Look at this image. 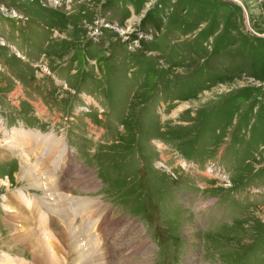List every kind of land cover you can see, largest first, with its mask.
Here are the masks:
<instances>
[{
	"label": "rangeland",
	"instance_id": "374dc122",
	"mask_svg": "<svg viewBox=\"0 0 264 264\" xmlns=\"http://www.w3.org/2000/svg\"><path fill=\"white\" fill-rule=\"evenodd\" d=\"M63 5L0 0V122L28 132L8 151L0 125V264H36L8 193L46 254L83 214L105 219V264H264V0ZM24 153L76 166L52 174L63 200L44 166L15 180Z\"/></svg>",
	"mask_w": 264,
	"mask_h": 264
},
{
	"label": "bare ground",
	"instance_id": "6f19581e",
	"mask_svg": "<svg viewBox=\"0 0 264 264\" xmlns=\"http://www.w3.org/2000/svg\"><path fill=\"white\" fill-rule=\"evenodd\" d=\"M23 131H24V129H23ZM24 132H25V134H28L27 131H24ZM8 143H12V142H8L6 140L5 141V145L8 144ZM2 146L3 145L0 144V147H2ZM38 147L41 148V146H38ZM15 148H16L15 145L14 146L13 145H6V149L8 151H11L13 149L16 150ZM47 150H49V149H47ZM47 150H44L45 156L52 157L54 154L52 152H50L51 150H49L48 152H47ZM64 150H66V149H64ZM55 151L58 152L56 149H55ZM59 155H60V153H59ZM20 158H22L21 159L22 160V162H21L22 163L21 164L22 170L20 171V169H19L18 171H16V174H14L15 180L16 181H22V179L25 178V179H27V181H31V177L30 176H31V172H32V167L30 166V163L32 164V166H36V167L44 166L43 164H41V162L39 160V158H41V157L32 156V158H31L30 154L24 153L23 155H21ZM31 159H33V161H31ZM47 170L49 171V175L51 176L50 177L51 181L46 183V184L44 183L46 185L45 186L46 191H48V188L49 189L51 188L52 190H55V191L56 190L59 191L60 188L64 187L63 186L64 185L63 182L62 181H56L55 179L53 180L52 179L53 171L50 168H48ZM47 180H45V182ZM5 186H8V185L6 184ZM9 187L10 186H8V188ZM48 192H46V194H47V199L50 202H56L55 199H57V201L60 202V200L62 199L61 195H59L61 192H59L55 196L53 195V194H55V192H53V191H51V192L48 191ZM15 195L12 196L10 193L7 194V197H9V198L11 197V200H12V203H13V204L11 203L8 206L10 208H13V209H10V210H13L11 213L15 212V213H19L18 215L21 214L20 220H22V223L20 221L21 226L19 225V227L21 228L19 230L21 232V234L18 235V236H20V237H28L29 238L31 247H32L33 252H34L33 255H35V257H34V261L35 262L34 263H36V264H64V263L67 264V261L70 260L72 262V264H105L104 259H103L104 255L102 253L101 254L99 253V251H101V250L104 251L101 248V244L103 242L101 243L100 242L101 240H99L98 237H96V234L92 233V232H95L94 231L95 228L100 231L102 229V227L105 226L104 225L105 224V219H101V217L99 216L100 218H96V219L92 220L91 218H89L87 216H84L83 214H80L77 218H80L79 223L80 222L81 223L76 225L75 228L74 227H70L71 225L67 224L66 228L63 227V229H62L63 232L58 236L59 239L63 238L62 240H66V242H65L66 245L65 246H67V248H65L64 251L61 250L63 252H61L60 255L57 254V251L55 253L54 252L53 253L50 252L51 254H46L45 250H44V246L46 245L45 239L42 238V237H37L35 235L34 231H32V227L24 225V224L27 223V221H29V220H27V215H26V213H28V212L26 210L24 211V209L18 204V203H22L23 204V202H22L23 201V199H22L23 196L17 194V197H16ZM66 198H67V196H66ZM5 199L7 200L6 197H5ZM7 204H6V206H7ZM55 204H57V203H55ZM26 206L30 207L29 204H26ZM54 207H56V206H54ZM84 207H82V208H84ZM88 209H90V208H88ZM100 209H102V208H100ZM21 211H23L24 213L21 212ZM52 211L54 212L53 207H52ZM101 211H103V210H99V212H101ZM86 224L87 225L89 224L90 227L92 226L91 229H93V231H91V229H90L91 232H88V229L87 230L85 229ZM132 226H133V224H132ZM134 228H135V226H134ZM53 232H55V231H53ZM110 233L112 234L113 232L110 231ZM70 240H73L74 244H71ZM97 246H99V248H100V249L98 248L99 250L96 249ZM57 249H59V248L57 247ZM51 250H53V249H51ZM64 253H65V255H63ZM92 256H93V258H92ZM107 256H105V257L107 258ZM98 260H99V263H98ZM112 261H114V260H112ZM106 264H113L111 262V257L110 256H109V258H107V263Z\"/></svg>",
	"mask_w": 264,
	"mask_h": 264
},
{
	"label": "built area",
	"instance_id": "2783aa9c",
	"mask_svg": "<svg viewBox=\"0 0 264 264\" xmlns=\"http://www.w3.org/2000/svg\"><path fill=\"white\" fill-rule=\"evenodd\" d=\"M57 2V0L54 1V3Z\"/></svg>",
	"mask_w": 264,
	"mask_h": 264
}]
</instances>
